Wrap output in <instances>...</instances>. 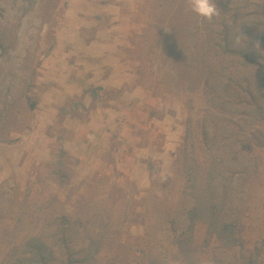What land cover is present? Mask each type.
Here are the masks:
<instances>
[{"label": "rangeland", "instance_id": "rangeland-1", "mask_svg": "<svg viewBox=\"0 0 264 264\" xmlns=\"http://www.w3.org/2000/svg\"><path fill=\"white\" fill-rule=\"evenodd\" d=\"M263 1L0 0V264H264Z\"/></svg>", "mask_w": 264, "mask_h": 264}, {"label": "trees", "instance_id": "trees-1", "mask_svg": "<svg viewBox=\"0 0 264 264\" xmlns=\"http://www.w3.org/2000/svg\"><path fill=\"white\" fill-rule=\"evenodd\" d=\"M255 3L257 2H252L250 4L251 8L244 13V15L250 16V21L244 18L240 29L237 31L233 29L234 25L231 24L227 27L228 32H222V37L223 40H230V43L233 44L234 48L229 50L231 53H236V55L243 58L245 65L255 66L261 72V93L264 94V1L262 4ZM259 7L260 10H258ZM255 16L256 20H254ZM251 39L253 42L248 46ZM256 133H259L258 129ZM258 143L264 145V143ZM27 246L29 251L34 252L36 256L39 255V262H41L47 252L45 245L33 237ZM238 261L239 264H259L258 255L249 257L242 255ZM73 263L74 261L70 264Z\"/></svg>", "mask_w": 264, "mask_h": 264}, {"label": "clouds", "instance_id": "clouds-1", "mask_svg": "<svg viewBox=\"0 0 264 264\" xmlns=\"http://www.w3.org/2000/svg\"><path fill=\"white\" fill-rule=\"evenodd\" d=\"M192 11L204 20H212L218 18L221 14V9L218 7L216 0H190ZM238 13L233 12V15Z\"/></svg>", "mask_w": 264, "mask_h": 264}]
</instances>
